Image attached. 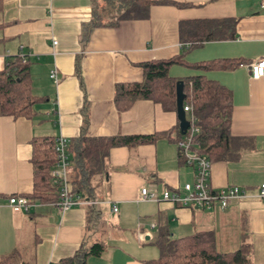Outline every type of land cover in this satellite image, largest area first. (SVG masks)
Listing matches in <instances>:
<instances>
[{"label":"crops","instance_id":"crops-1","mask_svg":"<svg viewBox=\"0 0 264 264\" xmlns=\"http://www.w3.org/2000/svg\"><path fill=\"white\" fill-rule=\"evenodd\" d=\"M118 1L2 0L5 61L22 49L32 92L45 100L38 104L44 105L41 111L35 106L32 119L0 117V256L18 251L22 262L55 264L80 247L102 244L101 256H88L87 264H146L159 258L154 243L162 232L171 239L212 233L216 252L246 248L248 264H264V201L255 197L264 184V78L251 79L245 67L264 58L262 0H151L172 4L152 5L146 20L110 26L121 11ZM93 19L101 25L85 35ZM222 19L236 21L231 40L197 43L180 35L182 22ZM180 54L188 65L240 62L228 71L200 72L185 66L179 71L176 65L169 70L181 81L204 75L231 93L233 156L211 164L209 182L214 190L237 187L249 196L225 210L138 201L142 188L161 195L192 183L194 170L184 164L172 140L181 135L176 112L148 100L118 112L115 87L142 82L139 64ZM53 70L57 83L50 79ZM155 134L159 136L152 143L112 148L101 171L87 180L75 162L72 144L82 136ZM37 137L68 140V188L77 194L79 182L87 185L88 190H82L85 200L80 198L84 205L64 213L53 203L32 202L28 213L9 207L10 196L32 192L31 141Z\"/></svg>","mask_w":264,"mask_h":264},{"label":"trees","instance_id":"trees-1","mask_svg":"<svg viewBox=\"0 0 264 264\" xmlns=\"http://www.w3.org/2000/svg\"><path fill=\"white\" fill-rule=\"evenodd\" d=\"M120 14L115 23L120 21L146 20L149 9L155 4L170 5L168 2L151 0H119ZM2 0H0V10ZM96 11H94V18ZM236 21L233 19L192 21L180 23V35L185 40L204 43L226 41L234 38ZM101 24L95 19L87 27L85 35L92 28ZM186 34V36H185ZM185 66L200 72L216 70H233L240 65L236 60H214L195 64H187L183 54L167 60H155L139 64L143 71L140 83H124L115 87L114 106L118 112L127 110L138 100H148L159 105L166 112H176L175 88L181 81L169 75L172 66ZM79 76V75H78ZM185 105L192 108L199 129L194 143L198 151L205 155L211 163L227 161L232 154L234 138L230 134L232 118L231 93L219 83L207 79L204 75L185 78ZM45 99L37 97L32 92L28 61L23 62L18 56L6 58L3 69L0 70V117L12 119H32L35 106ZM159 135L151 136H117L111 138H89L82 136L74 141L73 152L75 162L83 169L86 180L91 174L102 169V163L109 151L115 147L135 146L152 143ZM170 139V135L168 136ZM181 138L177 135L174 143ZM33 167V188L30 195H23L31 202L41 204L55 203L58 200L56 186L50 179V170L56 163L55 139L52 137H37L31 141ZM69 147V146H68ZM68 152V150H67ZM77 194L81 199L82 190L87 191V185L78 184ZM75 192V193H76ZM88 202H92L88 200ZM160 251L156 260L146 264H248L247 249L234 253L222 254L214 250L212 233H196L194 235L171 239L167 232H162L154 243ZM104 251L102 244H93L89 249L80 247L74 256L63 259L55 264H87L88 256L99 257ZM0 264H30L20 260L18 251L0 256Z\"/></svg>","mask_w":264,"mask_h":264},{"label":"built area","instance_id":"built-area-1","mask_svg":"<svg viewBox=\"0 0 264 264\" xmlns=\"http://www.w3.org/2000/svg\"><path fill=\"white\" fill-rule=\"evenodd\" d=\"M262 8H264V0H262ZM56 45V42H53ZM190 46L184 48L188 49ZM25 62V56L18 55ZM251 79L258 80L264 78V58H259L256 61L245 65ZM50 79L57 83L56 71L50 73ZM183 112L186 115V120L189 122V127L184 135L175 142L180 158L184 164L192 167L194 170V180L192 183H187L180 189L164 190L161 195H158L155 190L142 188L140 190L139 202H166L180 207H196L204 210L220 209L225 210L230 204L241 199L247 198L249 195L244 189L237 187H229L224 189L214 190L210 186L211 161L198 151V147L194 143L199 129L196 126V118L193 115L192 108L189 105H183ZM68 140L64 138L55 139L56 163L50 170V179L53 186H56L58 200L53 203L61 213H64L71 208L84 205V201L78 196L71 193L67 183V169L69 167L68 156ZM256 198L264 201V184H261L257 189ZM87 204V203H86ZM8 205L15 213H28L33 206L32 202L24 196H10ZM112 212L116 213L117 208L112 207Z\"/></svg>","mask_w":264,"mask_h":264},{"label":"water","instance_id":"water-1","mask_svg":"<svg viewBox=\"0 0 264 264\" xmlns=\"http://www.w3.org/2000/svg\"><path fill=\"white\" fill-rule=\"evenodd\" d=\"M175 102H176V114L179 121V130L181 135H184L189 127V122L186 120V115L183 112V105L186 99V94L184 92V83L178 81L175 88Z\"/></svg>","mask_w":264,"mask_h":264},{"label":"rangeland","instance_id":"rangeland-1","mask_svg":"<svg viewBox=\"0 0 264 264\" xmlns=\"http://www.w3.org/2000/svg\"><path fill=\"white\" fill-rule=\"evenodd\" d=\"M6 46H4L3 44H1L0 43V70L1 69H3V67H4V62H5V56H4V53H5V51H4V48H5ZM178 69H179V71H183V70H185V68H183V67H181L180 68V66H176ZM176 69V68H175ZM34 84H36L34 87L37 89V83H36V80H34ZM37 91H35V94H37L36 93ZM43 106L44 105H38V107H37V109L39 110V111H41V109L43 108ZM39 116V115H38Z\"/></svg>","mask_w":264,"mask_h":264}]
</instances>
